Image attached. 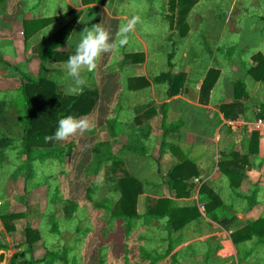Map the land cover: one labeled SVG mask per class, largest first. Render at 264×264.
I'll use <instances>...</instances> for the list:
<instances>
[{
	"label": "rangeland",
	"instance_id": "1",
	"mask_svg": "<svg viewBox=\"0 0 264 264\" xmlns=\"http://www.w3.org/2000/svg\"><path fill=\"white\" fill-rule=\"evenodd\" d=\"M243 1L249 4L248 1L250 0ZM167 2L168 0H105V4L100 5V8L96 5L98 9H101V11H98L96 9L88 10L89 8L83 5L82 0H0V104L3 105V113L0 116V217L26 213V217L9 221V224L16 227L11 232H7L4 229L3 222L0 221V244L4 249L0 251V255H3L0 264H45L44 260L47 252L61 253L63 249L68 250V264H99L101 263L99 262L100 257L102 258V264H264V246H258L259 244L255 239L238 246L233 244L232 234L246 227L248 221L238 219L237 215L232 218L228 217L227 213H220L219 221L226 222L228 229L218 222H213L222 228H217V225H215L218 230H214L209 222L207 224L206 221H203L207 215L202 205L200 206L198 203L199 188L202 185L201 179H196L198 182L195 181V185V178L190 181L189 186H195L190 193V197L177 199L190 198L189 202H176L177 204H190L188 208L191 209L197 208L201 213L199 218L202 217L200 223L192 221L197 223L190 225L192 223L190 222L179 230L177 232L178 236L186 239L204 233L210 235V240L207 242L195 243L196 246H193V249L203 254L196 258L186 253L187 248L180 251L174 261L171 258L173 254L165 257L169 247L168 236H171L164 222L165 220L151 219L145 221L143 217L147 212L149 199L153 198H147L146 210L143 214L141 211L144 201L140 200L139 196L137 213L140 218L131 223L112 219L109 211L102 207V205H114L119 199V192L114 182L108 179V173L111 164L110 155H115L117 149L123 147L119 145L123 144L126 145V148L128 146L133 150L126 149L125 153L127 154L119 158L122 163L119 169L137 178L143 183L145 190L149 191L147 193H151L153 197H158L163 193L158 192L159 189L153 191V188L145 186L144 182H146V185H152L154 182L163 185L161 183L162 176L160 178L157 172L153 173L151 171V162L148 161L153 151L160 147L166 134L158 124H156V127L159 128L151 130L150 137L148 133L146 134L145 129L140 131L136 128L139 125L134 120L141 110L134 113L133 110L128 109V102L131 101L132 103L134 99L126 95L135 91L130 88L133 86L132 79L130 80L129 77V80L119 78V75L125 76L126 70L123 66L131 65L129 61H133L124 52L138 50L136 46L139 43L133 33L126 34L127 45L131 46L130 49L126 46L125 50H121L118 46L111 53L102 54L98 59L96 70L88 75L84 74L87 81L84 88L96 90L100 87L101 92L97 91L96 109L94 107L88 116L79 118L87 119L90 125L89 128L83 132L78 131L66 140L58 141L57 148L65 152L71 150L70 155L65 156L62 161L51 159L36 163L32 178L25 179L27 176L25 175L26 155L22 140L23 128L18 112V106L20 105L19 92L17 91L20 81L19 71L27 73L32 78H37L41 71L40 68L45 66L50 73V79H56L57 77L54 76H57V72L60 77H63L64 87L60 86L59 88L64 95L76 96L79 94L69 91L72 82L66 77L65 69L63 68L61 72L57 70L55 64L50 66L49 63H46L44 65L34 53V48L69 24L79 13H81V17L71 35L72 39L63 48L66 52H75L79 34L85 27H91L97 23H102L103 27L111 33L112 39L116 34L115 41L118 43L123 38L120 29L126 22L122 19H112H120V16H124L123 19L128 20L138 17L139 20L136 23L138 35L149 45L157 43L152 60L159 63L156 67L148 68L149 76H156L162 72L159 70L163 68V55L173 50V45L168 39V25L170 22L168 17L170 13L167 9ZM201 2H204V9L207 11L200 13L202 22L199 25L195 24L199 18L194 17L193 27L191 28L194 32L193 34L186 33L185 39L201 38L202 41L207 42L206 49L215 54L214 45H211V42L216 33H205L204 20L219 21L222 17V9L213 0H201ZM202 5L195 8V10H198ZM215 5L217 7H214ZM249 12L250 15L242 17L238 24L240 32L231 33L227 30L222 36L218 56L228 57L229 62L232 61L233 55H240V58L244 61L255 50L261 49L264 52V23L259 18V16L264 18V0H258L253 6L249 7ZM107 13H109L108 16ZM253 15L255 17L251 18L250 16ZM50 17L63 18L47 27V29L45 28L46 30L39 31L40 33L35 34L29 41L24 40V21ZM174 20L177 23L179 22L178 14ZM212 29L216 30V26L213 25ZM176 33V41H180V37L184 39L179 30ZM51 61L53 62V60ZM51 61L49 60V62ZM121 61L123 66L119 70ZM233 62H235V59ZM243 67L248 75V71L252 67ZM190 68L189 66L177 67V71L186 70V73L191 75ZM195 68L207 69V66H193L192 73H195ZM214 68L216 66L212 67V69ZM223 68L226 69L224 71L225 77L231 78L228 82L231 88L225 89L227 90L225 94L230 93V97L225 100V103L230 104L235 101V99H232V87H235L236 82H242L238 80H241L240 78L245 77L246 74L243 76L240 71L241 76L239 75V78L235 72L236 78H233L230 73L231 66ZM206 71L201 73L202 76H205V79L210 70ZM219 75L220 72L217 77ZM247 75L246 80H253L251 76ZM58 83L61 84L60 81ZM148 87H150V84L145 87L146 89L143 88L144 91H147ZM117 91H123L126 96L121 98L119 94L113 96V93H118ZM158 91L167 94L168 86L159 87ZM201 94H203L202 91ZM219 94L220 92L213 97L216 101L215 104H220V101H222L217 97ZM244 100H246V104L243 105L246 108L244 115L252 119L256 118L259 113L257 111H261V106H264L258 101L264 100L256 98L257 103L249 97ZM176 109H178L176 115H171L175 119L174 121L179 118L183 110L179 107H176ZM142 111L144 110L142 109ZM192 116L194 117V114ZM224 132L225 138L224 141L221 139L219 142L221 149L218 148L219 151H225L226 154L232 151V153L243 155V150L235 144L232 135L225 128ZM154 135L159 136V139H156V136L153 138ZM191 149L190 146H187L186 154L188 156L193 155V152L190 153ZM167 150L166 148L165 151ZM160 151H162L161 147ZM97 155L99 158L94 161ZM183 155L187 156L185 152ZM120 156L118 154V157ZM188 159L192 158L189 157ZM248 161L250 167L244 170V179L241 186L245 180L250 179L254 184V190L259 192L261 189L258 186L263 185L264 188V145L262 141H258L257 154L249 157ZM204 164L209 175L216 169L215 165H211L207 161ZM204 166L202 167L206 170ZM167 167L162 168V171L166 168L163 171L165 172L163 177L174 166L170 169H167ZM197 168L200 175L202 171L198 166ZM121 171L117 172V177L123 176ZM218 172L220 173L219 170ZM262 173L263 175H261ZM205 184L229 210L238 205L240 206L239 210L234 209L236 213L243 210L247 211L248 203L242 198L240 200L238 198L239 193L235 191H239L241 186L238 189L231 188L229 180L222 173H220L218 180L211 178ZM232 192L236 194L234 195ZM143 195H145V191ZM243 195L239 194L240 197ZM248 195H251V193ZM233 196L237 198L236 204L233 203ZM193 226L197 231L191 233V227ZM53 227L56 229L54 230ZM26 228H30L40 235L39 241L32 246L31 252L27 250L28 247L24 244V229ZM222 233L225 236H221ZM212 235H216L215 238H212ZM174 242L175 244L178 243L177 241ZM206 251L207 257L204 256ZM184 253L185 258L182 259L181 254ZM156 257H159V259L165 258L153 262ZM53 264L64 263L57 260Z\"/></svg>",
	"mask_w": 264,
	"mask_h": 264
},
{
	"label": "trees",
	"instance_id": "2",
	"mask_svg": "<svg viewBox=\"0 0 264 264\" xmlns=\"http://www.w3.org/2000/svg\"><path fill=\"white\" fill-rule=\"evenodd\" d=\"M84 6L87 5H101L105 4V0H82ZM198 0H168L167 9L170 13L169 26L172 28L174 24V18L179 15V24L184 22V18L189 12L197 5ZM99 11L96 7L93 8ZM91 10V9H90ZM63 17H50L46 19L28 20L23 22V37L25 41H29L39 31L51 26L55 22L59 21ZM78 18L73 19L69 24L64 26L58 32L53 34L50 38L46 39L34 48V53L38 56L42 63L47 60L67 61L69 56L74 53L60 54L56 52L59 46H61L67 37L71 33V30L77 23ZM255 65L250 68L248 75L252 77L256 82L264 84V58L261 55H257L253 58ZM219 71L210 69L207 73V77L202 85V93H209L213 86V79L217 77ZM20 81L17 88L19 92V120L23 128V148L26 155V167H25V179L32 178L34 174V168L36 163H42L48 160L62 161L65 156L70 155V151L65 152L58 147V141L55 139H46L53 137L58 127L59 120L67 116H72L76 119L88 116L95 107L97 102L98 92L95 89L83 88V91L76 96H66L61 91L57 83L53 80L47 79L44 73L40 71L37 78H32L25 72L19 71ZM185 82V75L172 74V71L162 73L154 79L155 84H164L168 86V98L174 97L182 88ZM133 86L130 87L134 90H139L147 87L149 83L143 79L132 80ZM206 94V93H205ZM246 87L243 82H236L234 87V99L235 101L230 104H224L219 106V111L226 120H236L243 118L246 112L245 106L241 103L242 100L247 99ZM2 104H0V116L3 113ZM247 120H253L246 117ZM258 120L264 121V106H261V111L256 115ZM225 126V125H224ZM228 133H231L230 128H226ZM113 129V127H112ZM231 130V131H230ZM114 131V130H113ZM175 131V130H174ZM167 135L168 130L164 131ZM259 134L253 133L250 138L245 139L243 146V155L238 153L225 151H219V160L216 164L218 170L222 175L227 177L231 188L238 189L244 179V170L249 168V157L256 155L258 151ZM161 153L165 152L166 148H170L174 153H179L177 147L167 143L164 139L161 142ZM126 149L132 148L128 147ZM123 151V148H120ZM181 153V152H180ZM94 158V161L98 159ZM110 168L108 173V179L116 185L119 192V199L114 205H102L104 209L109 211L112 219L126 221L131 223L132 221L140 218L137 213V203L139 196L144 194V185L137 178L129 175L126 172L119 169L122 164L117 154L110 155ZM123 174L122 177H117V172ZM29 174V175H28ZM199 177V171L193 161L182 158L178 164L172 167L169 173L162 178L163 186L168 188L169 196L161 197L158 199H149L147 205V212L143 216L145 221L151 219L165 220V224L169 229V235L171 232H177L183 229L188 223L192 222L195 218H199L200 213L197 208H179L176 207L177 199L190 197L191 191L194 189V185L189 186V183L194 178ZM199 202L205 210L206 217L212 222H218L220 225L228 229L226 222H220L219 217L223 213H227L228 217L235 218L236 214L225 207L215 193L207 188L205 184L200 187L199 190ZM247 203L248 207L252 208L255 205V194L250 197L244 195L242 197ZM221 213V214H220ZM26 217L24 214H14L9 217L1 216L0 221L3 222L4 229L7 232L14 231L16 227L9 224L11 221L18 218ZM10 221V222H9ZM54 230L56 229L53 227ZM25 242L28 251L31 252L32 246L40 239L38 232L31 230L30 228L24 229ZM255 239L258 246H264V218L259 219L256 222L247 223L246 227L236 231L232 234V241L234 245L245 244ZM175 242L171 239L168 250L165 257L173 252L175 249ZM3 247L0 244V251H3ZM68 250L63 249L61 253L47 252L45 256V264H53L57 260H60L64 264H68L67 260ZM165 257L159 259L156 257L155 261L163 260ZM172 260L177 258V254L172 255ZM3 259V255H0V261ZM99 264H102V258L99 259Z\"/></svg>",
	"mask_w": 264,
	"mask_h": 264
},
{
	"label": "crops",
	"instance_id": "3",
	"mask_svg": "<svg viewBox=\"0 0 264 264\" xmlns=\"http://www.w3.org/2000/svg\"><path fill=\"white\" fill-rule=\"evenodd\" d=\"M258 0H250L248 1L249 4L245 3V1L243 0H213V2H217L222 9V17L219 21L216 20H204V25H206V30L205 33L207 34H215L214 39L211 42V45H214V52L215 54L212 52H209L206 49L207 42L202 41L201 38L195 37V39H185L186 37V33L187 34H193V29L191 30V28L193 27V23H194V17L197 16L198 22L195 23L197 25H199L202 20L200 19V13L202 11H207L204 9V2L202 3L201 0L199 1V4L196 5L190 12L189 14L184 18V22L179 24V22L177 23L175 20L172 28L169 26L168 32V39L171 43V45H173V50L168 51L164 56V62H163V68L159 71H162L161 73H159L156 76L150 77L149 76V67H153V66H157L159 62H153V56H154V52H155V46L156 44L152 45V44H147L136 32V28L137 26L135 25L134 28L131 32L129 33H133L136 36V40L138 41L139 45L136 46V48H138V50H134V51H128V52H124L128 58H131L133 61H129L131 65H122V61L120 62V66H119V70L120 68H123L126 70L125 72V76H121L119 75V78L121 79H128V77L130 78V80H134V79H143L147 82H149L150 87H148L147 91H144L145 89H139V90H135L129 94H126L128 97H132L131 99H134V101L128 102L129 106L128 109L133 110L134 113H138L139 110H141L139 112V115H136L135 117V123L137 125H139L138 127H136L138 130L143 131V129H145L146 134L148 133L149 137H150V133L151 130H155L158 129L160 127V129H164L168 130L169 133L163 138L167 143L172 144L174 146L177 147L178 151L182 152V153H177V152H173L170 148H168L167 151L161 153L160 151V147H157L156 150H152L153 153L150 155L151 158H149L148 162H151V171L153 173L157 172V175L160 178L162 176V178H164L163 176L165 174L166 168L163 169L162 168L165 166H169L167 167V169H170V167L175 166L176 164L179 163L180 160H182V158H185L186 160H190L193 161L195 163L196 166L199 167L200 171H202L199 175L198 178L194 179V185H195V180L198 179L202 181V185L205 184L206 182H208L211 178H214L215 180H218L220 178V173L218 172V168L216 166L218 160H219V142L224 141L225 138V132H224V122H225V118L223 117V115L220 113L219 111V106L220 105H224L227 104L225 103V100L228 99L230 97V93L225 94V92H227V90H225L226 88L230 89L231 86L228 83L230 81L231 78H227L224 75V71L226 70L225 66H231V71L230 73L233 75H231L233 78H236V76L239 75L241 76L240 71L242 72V75L244 76L246 74L245 72V68L243 66H253L255 65L253 58L257 55H261L264 58V52L261 49L255 50V52H251L249 54V56L246 58V60H242L240 58V55H233L232 57V61L229 62L228 57L226 56H218V52L221 49V44H222V36L225 33V31H230L231 33H236V32H240L239 29V22L241 20L242 17L248 16L250 15L249 12V7L253 6ZM212 2L210 1V4ZM203 4V5H202ZM82 5V4H81ZM200 5H202L201 7H203L202 9H198L195 10V8L199 7ZM213 5V4H212ZM100 8V5H97ZM96 5H87L85 7H88V10H93V8H97ZM82 8H85L83 6H81ZM214 7H217V5H215ZM216 10V9H215ZM214 10V11H215ZM99 11H101V9H99ZM212 11V10H211ZM213 12V11H212ZM109 13H107L108 16ZM81 17V13H79L76 18H78L77 23L75 24V26L73 27V29L71 30V33L69 34V36L67 37V40H65V42L58 47V49L56 50V52L60 53V54H71L74 52H70V51H64V47L66 46L67 42H70L72 39V34L75 30L76 25L79 22V18ZM255 17V15L250 16ZM75 18V19H76ZM124 16H120V19L118 18H114L112 20H121L124 22H128V19H123ZM170 18V17H169ZM259 18L261 20H263L262 22L264 23V18L260 17ZM60 21V20H59ZM57 21V22H59ZM169 21H171L169 19ZM170 23V22H169ZM215 25L216 26V30L212 29V26ZM47 29V28H46ZM44 29V30H46ZM41 30L40 32L44 31ZM179 30L182 34V37H184V39H181L180 37V41H176L175 40V36H176V31ZM39 32V33H40ZM116 33V32H115ZM118 33V31H117ZM111 34V33H110ZM173 36V38H172ZM115 37L116 34H114V41H115ZM187 40V41H186ZM128 44V43H127ZM124 45V46H120L121 50H125L126 46H128V48L130 49L131 46L129 45ZM175 48V51H174ZM242 50V49H241ZM122 52V51H121ZM237 52H239L237 50ZM235 59V62H233V60ZM51 61V60H50ZM46 63H49L48 65H52L55 64V66L57 67L58 71H63L64 65L66 63V61H63L62 59H59V61H51L49 62V60H47L45 63H43L44 65ZM185 66H189L191 67L189 70L191 72V75H189L188 73H186V70H180L179 72L177 71V67H185ZM193 66H197V67H206L207 69H202V68H195V73H192V67ZM215 70H218L220 72L219 77H215L213 79V86L211 88V90L209 91V93L205 92L203 94H201V87L203 85V81L205 79V76H202L201 73H203L205 70H207L206 72H208L210 69H212V67H215ZM236 67V68H235ZM239 67H241L242 69H240ZM65 69V68H64ZM40 70L44 73V76H46L45 78L50 79V73L47 71V69L45 68V66H43L42 68H40ZM169 70L172 71V74L177 75V74H183L185 75V82L183 85V88L174 96L171 98H168V92L167 94L165 92L160 93L158 91L159 87L163 88V86H167L164 84H155L154 83V79L156 77H158L159 75H161L162 73L168 72ZM65 71V70H64ZM235 72H236V76H235ZM244 72V73H243ZM40 73V72H39ZM90 73H86L85 75H88ZM247 75V74H246ZM246 75L245 77H239L241 80L238 81H242L245 84L246 87V93L248 95V97L250 99H253L254 102L257 103L256 98H261L264 100V90L262 91V89H264V87H262V83L261 82H255L254 80H246ZM248 76V75H247ZM54 77H57L56 79H50V80H55L56 83H58L59 81L61 82V84H57L59 87L63 86L64 87V79L63 77L59 76V73L57 72V76L55 75ZM129 80V79H128ZM90 87V86H89ZM97 88V87H96ZM232 99H234V86L232 87ZM100 87L97 88L96 90L98 92H101ZM189 90V92H188ZM158 91V92H157ZM118 93H113V96L116 95H120V98L123 96H126L123 91H117ZM219 96H217L218 98H220V104H215L216 101H214L213 97H215L217 95V93H219ZM80 93V92H78ZM159 95V96H158ZM185 95V96H184ZM227 95V96H226ZM73 96V95H72ZM226 97V98H225ZM213 99V100H212ZM249 102V101H248ZM261 105L264 104V101L260 100L258 101ZM242 104L245 105L246 104V100H242ZM97 107V105H96ZM95 107V109H96ZM176 107L182 108L183 110L181 111L179 118L176 119V121H174L175 119L171 116H175L176 113L178 112V109H176ZM142 109L144 111H142ZM257 112H260V110H258ZM192 114H194V117L192 116ZM212 118V119H210ZM245 120H247L245 117H243ZM242 119V118H240ZM211 120V121H210ZM258 119H254L253 120H247L248 123H252L257 121ZM214 121V122H213ZM156 124L159 125V127H156ZM206 127V128H205ZM152 128V129H151ZM227 128V127H226ZM175 130V131H174ZM232 130V129H231ZM230 130V131H231ZM163 131V130H162ZM222 132V133H221ZM224 132V133H223ZM164 134V133H163ZM232 135V139L234 140L235 144L238 146L239 148H241L244 152V140L250 138V136L248 135V132L246 133L245 129H238L237 132L231 131L230 133ZM158 135V134H157ZM222 135V137H220ZM235 135V136H234ZM156 135L153 136V138ZM187 138V141H186ZM156 139H159V136H156ZM191 139V140H190ZM190 140V142H188ZM260 140V139H259ZM261 141V140H260ZM119 146H123V151L120 150V147L117 149V152H115V154H119V158H122L123 155L127 154L125 153V148L126 145H119ZM161 146V145H160ZM187 146H190L192 149L190 150V153L193 152L192 156H188L186 153L187 151ZM219 148V149H218ZM185 150V151H184ZM221 150V149H220ZM185 152V155H187L186 157L183 155V153ZM192 158V159H188V158ZM125 158V157H124ZM210 163L211 165H215L214 171H212V173H207L208 170L206 169L207 167H205L204 163ZM206 169L204 170L203 167ZM217 170V172H216ZM263 175V173L261 174ZM161 180V179H160ZM162 182V180H161ZM145 186H150L153 188V191H156L157 189L158 192H163L161 195H159L158 197H153L151 195V193H147V191L144 188L145 191V195L140 196V200L144 201V205L142 207V211L143 214L146 210V201L148 197L154 198V199H158L161 197H168L169 196V192L166 186L161 185L160 183L154 182L152 185L148 184L146 185V182H144ZM201 185V186H202ZM206 185V184H205ZM254 184L252 183V180H245L243 182V185L241 186L240 190H235L237 193L239 194H244V195H248L249 193H251V195H248L250 197L253 196V193H256V197H255V205L252 208H247V211H242L236 213L235 210H239L240 206L236 205V207L234 206V208H230L238 217V219L241 220H246L249 222H256L259 219L264 218V188L263 185L262 186H258L259 189H261L259 192H257V190H254ZM200 186V187H201ZM249 187V188H248ZM200 189V188H199ZM149 192V191H148ZM232 194H236L233 193ZM238 194V198L241 200V198L244 196H239ZM200 199V198H199ZM198 199V203L201 206L200 202ZM233 199V203L236 204V200L237 198L235 196L232 197ZM238 199V200H239ZM243 199V198H242ZM191 199H184V200H177L176 202H185V201H190ZM244 200V199H243ZM249 203V201H248ZM190 206V204H188ZM187 203H176V207L179 208H188ZM235 209V210H234ZM200 213V212H199ZM142 214V213H141ZM201 215V213H200ZM244 217V218H243ZM202 220V217H200L199 219H195L193 221H197L198 223H200L199 221ZM203 221H206V223L211 224L214 228V230H218L217 228L220 227L219 225L211 222V220H209L207 217H205L203 219ZM197 222H192L190 225H194ZM217 225V228L216 226ZM189 226V225H188ZM211 228V227H210ZM212 228V229H213ZM220 229H222L220 227ZM193 231H197L195 226L191 227V233H193ZM178 232V231H177ZM177 232H171V236H168V240H169V244L171 242V239L173 240L175 238L174 241H177L178 243L175 245V249L173 250V252L171 253V255L173 254H177L179 255V252L184 250L185 248H187L186 253H188L191 257H198L203 255L202 253L198 252V250L193 249V246H196L195 243H203V242H207L208 240H210V235H206L205 233L199 236H193L191 238H186L182 237V236H178L179 234ZM195 234V233H194ZM218 235V234H216ZM216 235H212V238H215L214 236ZM225 236L224 233L221 234V236ZM194 242V243H193ZM192 249H189V248ZM208 251V250H207ZM207 251L205 253V257L208 256ZM214 252V251H213ZM182 259L185 258V253L181 254ZM187 257V256H186Z\"/></svg>",
	"mask_w": 264,
	"mask_h": 264
},
{
	"label": "clouds",
	"instance_id": "4",
	"mask_svg": "<svg viewBox=\"0 0 264 264\" xmlns=\"http://www.w3.org/2000/svg\"><path fill=\"white\" fill-rule=\"evenodd\" d=\"M138 20V17H133L121 27L120 32L123 38L118 43L112 39L111 34L103 27L102 23L85 27L79 34V41L74 54L69 56L64 65L66 77L72 82L69 87L70 92L78 93L83 91L87 83L84 74L96 70L98 59L102 54L111 53L118 46L126 45L128 43L126 34L134 29ZM89 126L87 119H76L72 116H67L59 120L54 136L46 139L63 141L78 131L87 130Z\"/></svg>",
	"mask_w": 264,
	"mask_h": 264
},
{
	"label": "built area",
	"instance_id": "5",
	"mask_svg": "<svg viewBox=\"0 0 264 264\" xmlns=\"http://www.w3.org/2000/svg\"><path fill=\"white\" fill-rule=\"evenodd\" d=\"M224 125L232 131L237 132L238 129H245L246 133L251 136L253 133L259 134V139L263 142L264 145V121L257 120L252 123H248L244 118L236 120H225ZM198 182V180H195Z\"/></svg>",
	"mask_w": 264,
	"mask_h": 264
}]
</instances>
